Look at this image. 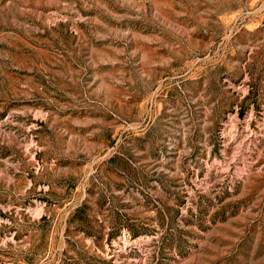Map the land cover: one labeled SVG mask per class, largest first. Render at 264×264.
<instances>
[{
  "label": "rangeland",
  "instance_id": "374dc122",
  "mask_svg": "<svg viewBox=\"0 0 264 264\" xmlns=\"http://www.w3.org/2000/svg\"><path fill=\"white\" fill-rule=\"evenodd\" d=\"M0 264H264V0H0Z\"/></svg>",
  "mask_w": 264,
  "mask_h": 264
}]
</instances>
